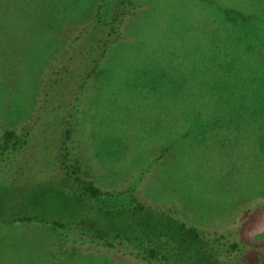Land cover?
I'll return each mask as SVG.
<instances>
[{"label": "rangeland", "instance_id": "obj_1", "mask_svg": "<svg viewBox=\"0 0 264 264\" xmlns=\"http://www.w3.org/2000/svg\"><path fill=\"white\" fill-rule=\"evenodd\" d=\"M99 2L0 0V138L21 143L0 157V192L55 179L70 129L98 183L136 184L149 206L264 263V0H130L103 38ZM62 237L1 225L0 264H160L62 252Z\"/></svg>", "mask_w": 264, "mask_h": 264}, {"label": "trees", "instance_id": "obj_2", "mask_svg": "<svg viewBox=\"0 0 264 264\" xmlns=\"http://www.w3.org/2000/svg\"><path fill=\"white\" fill-rule=\"evenodd\" d=\"M129 4L130 0H100L94 16L96 25L101 24L99 38L112 34ZM97 61L93 59L91 69H85V78L94 73ZM15 136L12 129L3 132L0 157L21 148ZM65 137L57 157L58 183L53 177L33 191H16L8 196L0 192V226L49 223L63 235L62 252L81 245L115 250L147 263L254 264L243 258L240 243L228 235L201 229L146 204L136 184L117 188L98 183L70 147V129Z\"/></svg>", "mask_w": 264, "mask_h": 264}]
</instances>
